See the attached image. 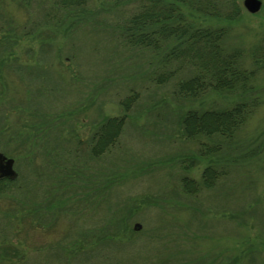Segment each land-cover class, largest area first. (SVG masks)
Segmentation results:
<instances>
[{
	"label": "rangeland",
	"instance_id": "374dc122",
	"mask_svg": "<svg viewBox=\"0 0 264 264\" xmlns=\"http://www.w3.org/2000/svg\"><path fill=\"white\" fill-rule=\"evenodd\" d=\"M137 1L61 10L52 0H0V155L16 173L0 193V264H264V5L252 14L235 0L231 22L199 17L225 28L223 46L237 50L248 78L183 97L177 82L191 65L161 67L163 54L124 41ZM162 72L172 76L158 83ZM130 95L117 143L91 157L86 142ZM240 101L257 105L232 137L182 135L188 110ZM201 143L216 148L195 158ZM210 165L223 173L206 189L198 183ZM184 177L198 193L183 192ZM125 210L133 234L96 242ZM73 242L80 253L67 250Z\"/></svg>",
	"mask_w": 264,
	"mask_h": 264
},
{
	"label": "trees",
	"instance_id": "16d2710c",
	"mask_svg": "<svg viewBox=\"0 0 264 264\" xmlns=\"http://www.w3.org/2000/svg\"><path fill=\"white\" fill-rule=\"evenodd\" d=\"M87 2L88 0H52L53 6L61 10L84 9ZM262 2L264 5V0ZM137 3L135 11L133 10L132 15L123 24L124 41L131 46L151 48L160 55L163 54L161 67L172 60L191 65L195 69L194 74L177 82V90L181 96L198 97L207 89L230 91L238 85L246 84L248 72L240 66L237 50L227 52L223 46L225 28L204 25L202 21H198L199 17L234 21L240 14V7L235 0H138ZM222 6L228 7V10H224L225 7ZM19 38L12 37L13 43L16 44ZM255 58L259 60L257 56ZM180 67L182 66L177 69ZM169 76L171 77L172 73H158L155 80L162 83ZM135 97L130 95L122 99L120 106L124 110L123 113L107 117L99 124L86 142L91 157L108 152L117 143L125 125L127 111ZM256 105V102L240 101L226 108L190 109L181 119V133L190 140L212 136L230 138L246 121ZM200 145L195 158L202 157L211 148H216L213 145L206 146L204 143ZM191 157L193 156H186L185 159ZM222 173L213 169L212 165L207 166L201 173L198 185L210 189ZM9 180L11 179L0 177V193L4 192L2 183ZM199 186L193 183V179L182 178V189L186 194L198 193ZM118 211L119 209L116 212ZM127 213L125 210L121 215L118 214L120 217L109 223L112 229L108 230V234L102 231L96 235L95 237L99 236L96 242L116 244L123 239V243L124 238L132 235L131 226L127 223ZM81 248L82 244L77 242L67 246V250L73 254L80 253ZM11 250L15 253V261L22 262L24 257L18 254L17 250Z\"/></svg>",
	"mask_w": 264,
	"mask_h": 264
},
{
	"label": "water",
	"instance_id": "95a60500",
	"mask_svg": "<svg viewBox=\"0 0 264 264\" xmlns=\"http://www.w3.org/2000/svg\"><path fill=\"white\" fill-rule=\"evenodd\" d=\"M243 7L249 13H257L262 6V0H242ZM16 173L13 169V159L7 158L0 155V177H8L10 179L14 178ZM141 228V225L137 222L134 224V229L138 230Z\"/></svg>",
	"mask_w": 264,
	"mask_h": 264
}]
</instances>
